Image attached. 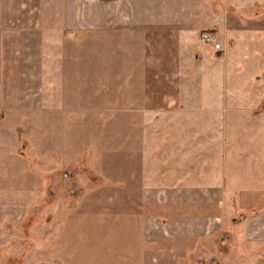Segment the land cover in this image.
<instances>
[{
  "label": "crops",
  "instance_id": "crops-1",
  "mask_svg": "<svg viewBox=\"0 0 264 264\" xmlns=\"http://www.w3.org/2000/svg\"><path fill=\"white\" fill-rule=\"evenodd\" d=\"M199 29L220 32L221 49L211 45L220 52L207 58L200 82L207 105L182 111L176 104L191 105V96L176 91L179 56ZM119 93L127 113L146 120L142 129L151 112L159 115V180L187 193L181 197L252 200L237 228L264 251V0H0V218L17 223L38 194L29 179L22 187L21 126L36 148L53 149L58 138L64 150H82L85 135L96 133L84 120L97 119V98L116 103ZM193 116L206 118L209 140L167 145ZM148 138L138 149L142 167L151 159ZM246 159L254 184L228 186L215 165ZM204 177L207 187L193 185Z\"/></svg>",
  "mask_w": 264,
  "mask_h": 264
},
{
  "label": "rangeland",
  "instance_id": "rangeland-1",
  "mask_svg": "<svg viewBox=\"0 0 264 264\" xmlns=\"http://www.w3.org/2000/svg\"><path fill=\"white\" fill-rule=\"evenodd\" d=\"M200 31L188 40L189 47L185 42L179 56L183 85L176 91L182 99L191 96V105L176 104L182 111L207 105L208 89L200 82L207 58L220 52L201 40ZM216 35L221 37L220 32ZM118 96L116 103L97 98V119L84 120L86 125L96 123V133L85 135L82 150H64L58 138L53 149L43 143L36 148L21 126L17 148L26 158L22 187L29 179L38 194L17 223L0 218V264H264V251L242 240L237 228L252 200L181 197L187 193L175 192L172 183L163 184L159 115L151 112L148 130L142 129L146 120L133 119L127 113L131 105ZM190 119L192 127L182 123L167 145L209 140L206 118ZM58 123L60 131L63 126ZM146 134L151 159L142 167L138 149ZM229 136L236 139L232 130ZM215 166L224 168L228 186L254 184L252 159ZM3 171L11 175L9 167ZM193 185L207 187L209 181L204 177Z\"/></svg>",
  "mask_w": 264,
  "mask_h": 264
},
{
  "label": "built area",
  "instance_id": "built-area-1",
  "mask_svg": "<svg viewBox=\"0 0 264 264\" xmlns=\"http://www.w3.org/2000/svg\"><path fill=\"white\" fill-rule=\"evenodd\" d=\"M201 40L205 43L214 45L216 49H221V43L217 40L215 32L206 31L201 34Z\"/></svg>",
  "mask_w": 264,
  "mask_h": 264
}]
</instances>
